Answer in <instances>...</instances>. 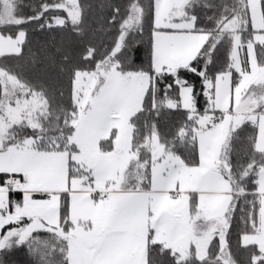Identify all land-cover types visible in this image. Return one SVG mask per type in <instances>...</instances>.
I'll use <instances>...</instances> for the list:
<instances>
[{
	"label": "snow or ice",
	"instance_id": "obj_1",
	"mask_svg": "<svg viewBox=\"0 0 264 264\" xmlns=\"http://www.w3.org/2000/svg\"><path fill=\"white\" fill-rule=\"evenodd\" d=\"M92 7L0 0V264H264V0Z\"/></svg>",
	"mask_w": 264,
	"mask_h": 264
},
{
	"label": "trees",
	"instance_id": "obj_2",
	"mask_svg": "<svg viewBox=\"0 0 264 264\" xmlns=\"http://www.w3.org/2000/svg\"><path fill=\"white\" fill-rule=\"evenodd\" d=\"M25 2H30V0H25ZM87 5H93L91 9H89V16H88V24L91 26L97 25L98 16L100 14V9L96 7L99 5L102 0H82ZM27 11V10H26ZM30 39L32 44L30 47L35 51L36 49L40 48L43 45L51 43L54 39L59 40L61 36L56 33H49V32H40L37 29L33 28L29 32ZM65 45L69 48V51H75L74 43L70 40V38H65Z\"/></svg>",
	"mask_w": 264,
	"mask_h": 264
}]
</instances>
